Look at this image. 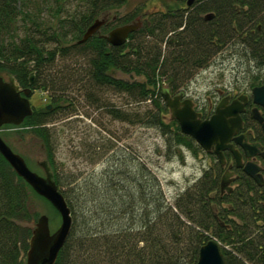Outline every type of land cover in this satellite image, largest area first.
<instances>
[{
  "label": "trees",
  "instance_id": "16d2710c",
  "mask_svg": "<svg viewBox=\"0 0 264 264\" xmlns=\"http://www.w3.org/2000/svg\"><path fill=\"white\" fill-rule=\"evenodd\" d=\"M18 1L0 0V70L10 72L20 86L25 87L29 85L32 70H29L30 61L37 67L44 56L27 37L21 43L14 40L9 45L5 43L4 32L12 22L11 15ZM176 1L186 6V0ZM123 2L92 0L89 12L82 17L85 24L75 36L74 46L88 56L91 80L146 105L133 115L111 108L114 119L138 121L164 134L172 127V143L193 151L201 150L190 136L180 132L176 120L166 121L168 109L162 97L165 89L161 79L166 72L177 77L188 64L205 66L212 55L231 42H238L249 60L251 58L258 66L264 65V0H195L191 7L183 9L166 6V12L153 13L151 19L130 33L120 46L110 45L103 37L108 21L85 42H78L100 14ZM205 12H209V18H196L195 14ZM123 20L124 24L132 22L127 17ZM182 33H185L183 38ZM140 35L158 36L159 42L174 50L168 55L162 54L156 45L150 47L135 41ZM45 54L51 58V52ZM261 69L258 67V71ZM115 71L135 73L143 79L124 80L113 75ZM36 84L33 80L31 86ZM176 91V87H170L172 95ZM54 105L51 109L46 105L33 108L18 127L6 124L3 128H21L40 140L54 181L70 208L72 228L55 264H195L200 247L210 238L221 244L227 264H264V205L257 201L259 197L255 193L251 200L233 191L220 196L218 176L207 178L204 173L191 193L183 192L170 203L147 163L127 153L124 170L115 168L113 171L109 167L101 173L97 185L94 181L84 185L76 182L68 191L61 190L62 182L54 167V150L46 126ZM205 116L203 113L202 117ZM215 189L218 195L212 197L210 194ZM245 191H249L248 185ZM32 194L46 201L17 176L0 154V264L22 263L20 256L28 249L31 227L23 228L18 222L36 221L37 214L29 208ZM223 197H231L236 207L224 208ZM229 214L236 216L239 222L231 221Z\"/></svg>",
  "mask_w": 264,
  "mask_h": 264
},
{
  "label": "rangeland",
  "instance_id": "374dc122",
  "mask_svg": "<svg viewBox=\"0 0 264 264\" xmlns=\"http://www.w3.org/2000/svg\"><path fill=\"white\" fill-rule=\"evenodd\" d=\"M91 4L92 0H19L15 4V13L11 15L12 22L8 23L7 31L4 32L7 45L12 40L21 43L27 37L43 53L44 59L39 66H34V61L29 63V70L32 69L29 73L33 71V80L37 83L30 95V102L34 109L47 104L57 105H54L51 120L46 126L54 150V167L62 182L61 190L68 191L76 182L84 185L94 181L97 185L101 173L109 167L113 171L115 168L116 171L124 170L123 160L127 153L147 163L170 203H174L183 192L191 193L204 173L207 178L218 176L219 183L225 170H218L217 157L203 149L193 151L172 143V127L164 134L156 127H147L138 121H120L112 117L111 108L133 115L146 105L129 100L126 93L98 86L91 80L89 58L74 46L75 36L85 24L82 17L89 12ZM166 6H175V9L186 7L176 0H124L121 6L97 18L108 21V30L102 32L106 35L110 29L123 25L126 17L131 18L132 22H140L142 27L153 13L166 12ZM137 9L139 11L135 15ZM207 13L195 15L200 19L207 17ZM181 37H185V33ZM135 41L150 47L156 45L166 55L174 50L172 46L168 48L164 42H159L160 39L155 35H140ZM47 52L52 53L50 59L45 54ZM246 55L238 42H231L212 55L203 67L188 64L175 78L166 72L161 85L169 92L170 87H176V94L183 93L194 101L196 110L202 111L209 100L214 102L217 99L218 89L249 92L250 84L260 83L264 79V65L258 66ZM258 67L262 68L261 71H258ZM113 75L130 81L143 79L142 75L122 71H115ZM0 76L7 80L8 72L0 70ZM157 79L159 86L160 79ZM169 118L167 112L166 121ZM0 136L26 160L30 169L43 175L39 162L45 160V155L35 135L21 128L1 127ZM227 178L231 179V192H239L249 200L253 198L254 194L246 192L245 187L237 184L233 176ZM216 194L217 189L210 195L213 197ZM29 198L31 212L37 214V218L42 214L47 215L50 229L55 230L60 224V216L51 208V204L34 194ZM226 199L230 200L231 197H223L224 208L230 205L236 207L235 202ZM228 218L239 222L232 214ZM18 224L23 228H33L35 222L26 220ZM20 257L21 264H25L26 255L22 253Z\"/></svg>",
  "mask_w": 264,
  "mask_h": 264
},
{
  "label": "water",
  "instance_id": "95a60500",
  "mask_svg": "<svg viewBox=\"0 0 264 264\" xmlns=\"http://www.w3.org/2000/svg\"><path fill=\"white\" fill-rule=\"evenodd\" d=\"M195 0H186V6L193 5ZM208 15L206 18H209ZM104 19H96L85 30L79 43L85 42L98 31L104 23ZM140 23L124 24L111 29L104 38L112 46L122 45L128 35L137 30ZM32 82V74L30 83ZM30 87L21 89L12 74L8 73V79L0 76V128L5 124L19 125L24 118L32 113L29 95ZM254 102L264 105V85L256 86L252 90ZM165 105L169 111L170 119L176 120L180 132L192 137L195 142L206 152L213 151L221 164H224L223 151L229 148L234 157L239 161V156L229 144L232 135L241 126L239 112L242 106L232 107L229 110L222 109L221 103L217 105L210 117L202 119L201 114L194 109V103L190 98H184L181 94L172 96L169 92L163 93ZM240 100H244L242 96ZM51 105L47 106L50 109ZM254 117L262 121V117L254 114ZM264 129V122L262 124ZM248 148V145H245ZM0 154L7 161L14 172L28 183L40 196L44 197L58 212L60 224L51 231L47 215H40L28 239L25 264H55L58 254L65 244L72 228V215L65 197L58 189L50 166L46 160L39 162L43 175L31 170L24 158L14 152L5 140L0 136ZM245 171L255 179L253 171L245 167ZM225 173L220 181L221 191H230ZM195 264H227L226 256L221 251L219 244L214 239H209L199 249V255Z\"/></svg>",
  "mask_w": 264,
  "mask_h": 264
},
{
  "label": "flooded vegetation",
  "instance_id": "af4514ba",
  "mask_svg": "<svg viewBox=\"0 0 264 264\" xmlns=\"http://www.w3.org/2000/svg\"><path fill=\"white\" fill-rule=\"evenodd\" d=\"M261 85H264V79L260 83L250 84L249 92L241 90L238 92L235 89L231 91L218 89L217 99L214 102L209 100L208 105L200 113L202 116L203 113L206 114L204 118L209 117L213 114L219 103H221L222 109L226 110H229V108L232 109L231 106H242V110L239 112L241 126L228 142L232 144L233 149L238 154L239 161L236 160L231 150L226 148L223 151L224 164L218 163V170H225L228 176H233L237 184L245 188L248 185L249 191L255 193L259 197L257 201L264 205V129L262 126L264 122V105L254 102L252 94L253 88ZM20 88L22 89V87ZM240 96L244 100H240ZM254 114L262 117V121L255 118ZM245 145H248V148ZM209 154L216 156L213 151ZM245 167L251 169L259 179L257 180L251 174L247 173ZM230 193L231 191L227 194Z\"/></svg>",
  "mask_w": 264,
  "mask_h": 264
}]
</instances>
